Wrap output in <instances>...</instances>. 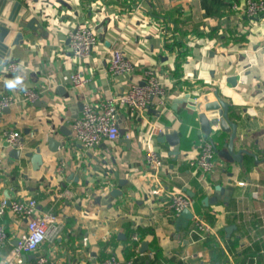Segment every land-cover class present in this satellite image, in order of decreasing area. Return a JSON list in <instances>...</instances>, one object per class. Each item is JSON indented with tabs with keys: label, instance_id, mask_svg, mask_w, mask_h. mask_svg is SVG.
I'll use <instances>...</instances> for the list:
<instances>
[{
	"label": "crops",
	"instance_id": "1",
	"mask_svg": "<svg viewBox=\"0 0 264 264\" xmlns=\"http://www.w3.org/2000/svg\"><path fill=\"white\" fill-rule=\"evenodd\" d=\"M57 1H27L48 18L41 17L42 28L23 32L22 42L9 49L19 83L8 87L6 82L16 78L0 67V99L12 100L2 111L0 134L17 130L23 142L19 159L11 156L13 149L2 151L0 202L32 197L39 214L53 213L64 225L35 256L59 264H99L110 256L131 264H264V14L247 18L246 0H62L70 10ZM103 19H108L106 32L98 35L91 57L73 58L68 32L76 24L97 25ZM172 40L182 46L166 49ZM114 49L130 59L134 70L128 76L116 79L109 73L106 59ZM146 69L159 76L165 109L139 114L120 108L123 138L93 150L81 148L71 124L82 106L143 83ZM76 71L86 80L81 88L70 82ZM229 77H236L234 87L226 82ZM26 90L38 98L26 100ZM214 90L236 124L233 153L249 155L241 162L227 158L230 130L213 128L210 138L218 152L213 171L201 176L188 161L196 156L199 140L207 138L185 98ZM148 123L178 138L160 142L159 134L150 141ZM147 149L163 160L156 174L145 164ZM37 150L42 164L33 170L25 154ZM59 166L63 171L56 176ZM112 190L120 194L113 198ZM176 191L189 197L190 211L212 228L207 240L188 236L192 221L175 230L167 197ZM0 224L7 233L3 264L26 230L8 210Z\"/></svg>",
	"mask_w": 264,
	"mask_h": 264
},
{
	"label": "built area",
	"instance_id": "2",
	"mask_svg": "<svg viewBox=\"0 0 264 264\" xmlns=\"http://www.w3.org/2000/svg\"><path fill=\"white\" fill-rule=\"evenodd\" d=\"M139 5L135 10H138ZM264 14V0H246L244 15L247 18L255 19ZM95 25L88 22L76 24L68 32L69 50L76 60H87L91 57L97 47L99 38L95 30ZM109 73L116 79L128 76L134 67L128 57L118 50H110L106 59ZM8 72H14V65L8 66ZM144 81L141 84H131L125 90L115 96H110L97 103H85L82 106L80 115L72 122L71 132L73 140L84 150H93L101 142H115L119 139L118 111L120 108H129L139 114L146 110L158 107L165 109V91L159 76L152 69L143 72ZM73 87L81 88L86 80L82 72L76 71L70 76ZM24 97L30 102L38 98V93L33 90H26ZM12 100L4 97L0 99V123L2 111L11 104ZM148 139L162 134L163 128L154 123H148ZM149 141V142H150ZM148 144V141H146ZM23 142L21 134L17 130H11L0 134V165L3 163L2 151L4 147L10 149H22ZM215 144L208 139H200L198 142V152L195 157L188 161V166L200 172L201 176L210 174L214 168ZM145 164L158 173L164 166L159 153L147 149L145 153ZM62 166L56 168L55 174L60 175ZM59 196H65L59 193ZM9 202V204H8ZM167 206L173 217L191 207L189 197L181 192H171L167 197ZM8 210L15 218L24 221L26 233L16 243L11 250L9 257L3 264H59L44 256H35L39 247L44 242H52L63 230V223L53 213H38L37 202L32 197H22L16 200H2L0 202V217ZM192 227L188 236L197 242L205 241L213 234L209 224L193 215ZM137 237L133 236L132 241ZM85 239L83 240V242ZM7 242V233L3 224H0V251ZM33 255L32 260H23V256ZM99 264H131L120 262L114 256L102 260Z\"/></svg>",
	"mask_w": 264,
	"mask_h": 264
},
{
	"label": "water",
	"instance_id": "3",
	"mask_svg": "<svg viewBox=\"0 0 264 264\" xmlns=\"http://www.w3.org/2000/svg\"><path fill=\"white\" fill-rule=\"evenodd\" d=\"M28 0H0V67H7L16 64V60L13 58H8L10 54V47L18 46L23 40V32L30 31L35 33L38 29H41V20L42 16L41 10H35L33 6L27 4ZM32 4H36L38 0H30ZM61 6L66 7L67 10L71 8L62 0L57 1ZM74 17L78 16L77 12L73 13ZM48 17L44 16L43 20ZM69 18V17H68ZM108 19L101 20L97 25H95V30L98 33L100 38H103V34L106 32V24ZM15 78L18 74L13 72L11 73ZM226 82L234 87L237 83L236 77L227 78ZM186 107L187 109L195 112L197 115V122L199 125V132L202 133L208 141L214 143L210 135L212 129L215 128L216 131L221 133L229 132V141L227 144V152L229 154L225 155L227 158H230L234 162H241V157L243 154L249 155L244 150H239L237 154H234L233 142L236 137V124L230 121L229 118V105L224 102L218 93V90L211 92H206L197 97V99H192L189 96H186ZM125 135V130L119 128V136L123 138ZM178 138V136L173 134H160L157 137V141L163 142L164 140H170L171 138ZM215 152L217 154L218 150L215 147ZM21 154L20 150L13 149L11 156L15 159H19ZM25 157L30 159L33 170H37L42 164V158L37 150L35 153H26ZM76 180V179H75ZM220 187H217L216 190L220 191ZM120 194L118 190H112L110 196L115 198ZM210 203H214L215 200H207ZM9 204V202H8ZM193 219V213L189 209L183 210L179 216L175 218V230L179 232L181 229L187 228L189 222ZM231 228H227L226 232H229ZM146 243L142 244L144 248ZM34 259L33 255L23 256V260H32Z\"/></svg>",
	"mask_w": 264,
	"mask_h": 264
},
{
	"label": "trees",
	"instance_id": "4",
	"mask_svg": "<svg viewBox=\"0 0 264 264\" xmlns=\"http://www.w3.org/2000/svg\"><path fill=\"white\" fill-rule=\"evenodd\" d=\"M182 46V43H180L179 41H174L172 40L171 44L169 45H165L166 49L168 50H172L174 47H181Z\"/></svg>",
	"mask_w": 264,
	"mask_h": 264
},
{
	"label": "clouds",
	"instance_id": "5",
	"mask_svg": "<svg viewBox=\"0 0 264 264\" xmlns=\"http://www.w3.org/2000/svg\"><path fill=\"white\" fill-rule=\"evenodd\" d=\"M18 83H19V77H17L15 81H12V80L7 81V82H6V85H7L8 87H14V86H15L16 84H18Z\"/></svg>",
	"mask_w": 264,
	"mask_h": 264
}]
</instances>
